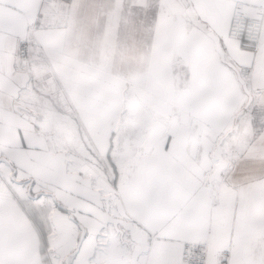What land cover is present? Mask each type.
<instances>
[{
  "label": "snow or ice",
  "instance_id": "obj_1",
  "mask_svg": "<svg viewBox=\"0 0 264 264\" xmlns=\"http://www.w3.org/2000/svg\"><path fill=\"white\" fill-rule=\"evenodd\" d=\"M0 264H264V0H0Z\"/></svg>",
  "mask_w": 264,
  "mask_h": 264
}]
</instances>
